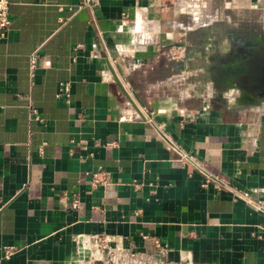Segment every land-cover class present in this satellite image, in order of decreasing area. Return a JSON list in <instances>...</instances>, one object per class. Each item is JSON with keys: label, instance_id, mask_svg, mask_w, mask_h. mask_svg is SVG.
Masks as SVG:
<instances>
[{"label": "crops", "instance_id": "0c3cea01", "mask_svg": "<svg viewBox=\"0 0 264 264\" xmlns=\"http://www.w3.org/2000/svg\"><path fill=\"white\" fill-rule=\"evenodd\" d=\"M80 1L9 0L0 264H77L92 234L138 253L157 238L170 262L264 264V212L237 196L264 202V91L219 82L232 35L264 34V0ZM98 168L109 182L93 187Z\"/></svg>", "mask_w": 264, "mask_h": 264}, {"label": "built area", "instance_id": "2783aa9c", "mask_svg": "<svg viewBox=\"0 0 264 264\" xmlns=\"http://www.w3.org/2000/svg\"><path fill=\"white\" fill-rule=\"evenodd\" d=\"M95 5H96L95 0H81L78 6L79 7H85L89 11H92V9L94 8ZM8 8H9V0H0V36H4L7 29H8V25L10 22L9 21V15H8ZM38 58H39V54H38L37 50L30 53V55H29L30 75H33L34 70L37 68ZM70 88H71V85H70L69 81L61 82L59 84L58 90L56 92V96L57 97H63L65 102H69V100H70L69 99L70 98ZM174 149H175V152L177 153L178 159L180 161H188L189 160L191 163H193L199 169V171L205 177V185L207 182L212 180V178H213L212 175H210L209 173H207V171H205L204 167L201 165V163L198 161V159L194 155L184 153L181 149H177L175 147H174ZM90 182H91V185L93 187H95L97 185H104V184H107L109 182V176L104 169L98 168L96 171H93L91 173ZM237 196L242 197L248 203H251L254 207H256V209H259L260 211L264 212V202L263 201H261V200L253 201L247 192H242L241 195H237ZM75 202H77V201H75ZM0 209H1V206H0ZM82 237L85 238L86 242L88 244H90L92 248L94 247L97 250V255H95L93 252H90L89 256L92 257L91 260L102 259L103 255H104V248H106L108 252H110V249L112 247L114 249H117L120 251L125 249L123 244H122L121 238L112 237L110 235H97V234H92V235H89L86 237L83 235ZM99 241H101L102 244L98 243ZM151 244H152V248L155 249L156 251H158L159 253H166V251H167L166 245H163L159 241V239L152 237L151 238ZM16 250H17L16 247L11 246V245L3 246L2 257L5 259H8V258H10V256L13 253H15ZM130 253L133 254V252H131V251H130Z\"/></svg>", "mask_w": 264, "mask_h": 264}, {"label": "water", "instance_id": "95a60500", "mask_svg": "<svg viewBox=\"0 0 264 264\" xmlns=\"http://www.w3.org/2000/svg\"><path fill=\"white\" fill-rule=\"evenodd\" d=\"M233 42L235 55L222 65L223 74L219 82L226 86V90L238 88L241 94L245 90L256 92L260 85L264 91V34L240 35Z\"/></svg>", "mask_w": 264, "mask_h": 264}, {"label": "rangeland", "instance_id": "374dc122", "mask_svg": "<svg viewBox=\"0 0 264 264\" xmlns=\"http://www.w3.org/2000/svg\"><path fill=\"white\" fill-rule=\"evenodd\" d=\"M224 15H229V13L223 11L220 13V18ZM243 29L238 27L236 31L239 33ZM98 243L102 244L101 241ZM125 248V247H124ZM129 249H123L122 251L114 249L113 247L110 249V252L104 248V255L100 260H94L95 262H99L101 264H196L193 261L189 260V258H182L178 261L170 262L166 257V253H159L152 247L142 253L134 252ZM128 251V252H127ZM133 252V254L130 253ZM91 259V256H88ZM77 264H81L80 260H76Z\"/></svg>", "mask_w": 264, "mask_h": 264}, {"label": "bare ground", "instance_id": "6f19581e", "mask_svg": "<svg viewBox=\"0 0 264 264\" xmlns=\"http://www.w3.org/2000/svg\"><path fill=\"white\" fill-rule=\"evenodd\" d=\"M77 241L79 242L80 253L81 254L84 253V256L79 259L81 264H90L95 259L89 261V258H86V256H87L86 254L88 252H93L95 255H97V250L94 247L92 248L91 245L88 244L86 242L85 238H83L82 236H79L77 238Z\"/></svg>", "mask_w": 264, "mask_h": 264}, {"label": "flooded vegetation", "instance_id": "af4514ba", "mask_svg": "<svg viewBox=\"0 0 264 264\" xmlns=\"http://www.w3.org/2000/svg\"><path fill=\"white\" fill-rule=\"evenodd\" d=\"M221 28H223L222 31L225 30L224 27H221ZM232 36H233V40H237V39L240 37L239 34H237V35H232Z\"/></svg>", "mask_w": 264, "mask_h": 264}]
</instances>
